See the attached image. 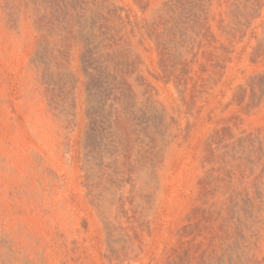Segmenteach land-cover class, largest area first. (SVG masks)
I'll return each mask as SVG.
<instances>
[{
  "label": "rangeland",
  "instance_id": "rangeland-1",
  "mask_svg": "<svg viewBox=\"0 0 264 264\" xmlns=\"http://www.w3.org/2000/svg\"><path fill=\"white\" fill-rule=\"evenodd\" d=\"M0 264H264V0H0Z\"/></svg>",
  "mask_w": 264,
  "mask_h": 264
}]
</instances>
